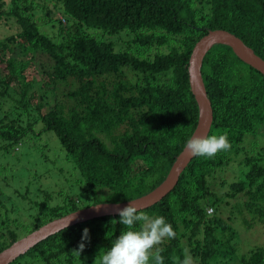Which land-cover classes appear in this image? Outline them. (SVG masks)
<instances>
[{
  "label": "trees",
  "instance_id": "trees-1",
  "mask_svg": "<svg viewBox=\"0 0 264 264\" xmlns=\"http://www.w3.org/2000/svg\"><path fill=\"white\" fill-rule=\"evenodd\" d=\"M27 1L0 0V22L14 17L19 24L15 34L0 38V117L6 120L0 152L35 132V118L59 138L79 179L55 205L51 192L34 200L32 184L16 187L20 201L38 211L23 209L13 225L0 210V252L53 219L139 198L165 181L200 120L189 64L210 31L235 34L264 59V0H51L52 6L43 0L38 19V4ZM201 74L213 109L208 136L227 133L231 149L194 156L176 186L142 209L163 216L176 232L153 251L161 250L164 264H178L185 249L193 264H264V246H240L239 229L221 214L225 198L241 195L245 202L235 204L245 226L264 223V145L257 148L264 137V74L221 42L204 54ZM6 100L12 104L3 105ZM231 170V191L219 196L212 182ZM1 195L0 189L4 206ZM118 221V214H107L74 224L8 264L94 263L126 230ZM85 228L90 240L73 254Z\"/></svg>",
  "mask_w": 264,
  "mask_h": 264
},
{
  "label": "rangeland",
  "instance_id": "rangeland-1",
  "mask_svg": "<svg viewBox=\"0 0 264 264\" xmlns=\"http://www.w3.org/2000/svg\"><path fill=\"white\" fill-rule=\"evenodd\" d=\"M30 1L28 0L26 3ZM34 1L38 4V7L35 5L33 17L38 19L42 15L43 0ZM47 4L52 6L54 2L50 0ZM5 20L0 22V38L10 37L19 30V24L14 17H7ZM150 51L156 52L159 49L156 46H152ZM20 56L23 57L22 55ZM42 58L48 61L46 55H43ZM34 71V67H31L27 72L31 75ZM125 72L127 77L133 82L138 80L135 72L129 68H126ZM159 78V82H163L166 77L164 75L159 76ZM4 102L11 103L6 100L3 101V105ZM48 106H46V109ZM31 121L33 122L35 132H31L19 145L15 146V149L0 152V156L3 155L0 158V189L3 191L1 199L3 204H5L4 206L0 204V210L8 212L9 221L13 225L16 224V216L23 209L30 210V213L38 211L37 207L30 205L29 201H20L19 194L15 190H19L20 188L22 191H25L27 184H32L30 195L34 200L38 192L39 196L44 194V192H51L52 199L50 200V204L55 205L63 200L66 193L70 191V186L74 184L73 182L79 179V173L74 170L73 161L68 158L65 148L55 133L44 132L42 130L44 124L42 121L35 122V118L31 119ZM5 123L6 120L1 121L0 117V124ZM250 139H247L245 142L248 148L251 147L252 138ZM257 141H260L257 148L264 145V137L258 138ZM142 165L144 166L143 163ZM61 168L63 169L62 171ZM233 171L218 174L212 182V189L219 196H223L226 192L229 193L231 191L230 183L234 180H230L229 178L233 176ZM237 200L245 202V198L243 199L241 195L225 198V202L221 204L222 216L239 229L238 243L240 246L246 248L264 246V223H256L251 227L245 226L244 219L240 218L235 204ZM210 211L212 210L208 209L209 213Z\"/></svg>",
  "mask_w": 264,
  "mask_h": 264
},
{
  "label": "water",
  "instance_id": "water-1",
  "mask_svg": "<svg viewBox=\"0 0 264 264\" xmlns=\"http://www.w3.org/2000/svg\"><path fill=\"white\" fill-rule=\"evenodd\" d=\"M220 42L231 45L235 52L245 62L264 74V59L257 55L251 47L246 45V43L235 34L223 29H217L210 31L207 35L202 37L194 47L189 64L191 84L201 109L200 120L193 135L208 136L210 132L213 121V109L211 101L206 94L201 67L204 54L213 44ZM193 157V155L186 153L184 148L177 157V160L172 166L167 178L161 185L156 187L150 193L130 201H135L136 204L141 207V210L160 201L176 186L181 171ZM130 201L120 203H99L53 219L0 252V264L10 263L18 255L24 253L40 241L62 229H65L63 225L66 223L67 219L71 218V215L74 216V219L71 220L67 227L90 218L107 214H118L115 211V206L119 205L120 207H124Z\"/></svg>",
  "mask_w": 264,
  "mask_h": 264
},
{
  "label": "clouds",
  "instance_id": "clouds-1",
  "mask_svg": "<svg viewBox=\"0 0 264 264\" xmlns=\"http://www.w3.org/2000/svg\"><path fill=\"white\" fill-rule=\"evenodd\" d=\"M231 144L227 133L220 135L201 136L193 135L185 142V152L189 155L213 158L220 151H228ZM119 215V224L126 230L112 242L106 251L102 248L94 264H164L161 250L156 245L165 238H175L176 232L163 216H149L141 210L135 201H130L124 207L115 206ZM63 225L66 228L74 216L71 215ZM90 240L89 229H83L81 242L73 254L80 255L85 248L84 241ZM151 258V262H150ZM178 264H193L190 252L185 249L184 258Z\"/></svg>",
  "mask_w": 264,
  "mask_h": 264
}]
</instances>
